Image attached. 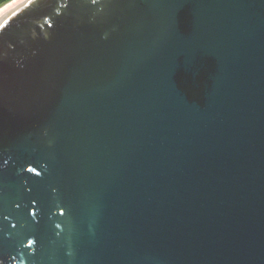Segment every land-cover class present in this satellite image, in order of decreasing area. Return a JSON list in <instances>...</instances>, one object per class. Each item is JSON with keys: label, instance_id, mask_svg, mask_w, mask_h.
Segmentation results:
<instances>
[{"label": "water", "instance_id": "water-1", "mask_svg": "<svg viewBox=\"0 0 264 264\" xmlns=\"http://www.w3.org/2000/svg\"><path fill=\"white\" fill-rule=\"evenodd\" d=\"M0 25L3 264H264V0H17Z\"/></svg>", "mask_w": 264, "mask_h": 264}, {"label": "snow or ice", "instance_id": "snow-or-ice-1", "mask_svg": "<svg viewBox=\"0 0 264 264\" xmlns=\"http://www.w3.org/2000/svg\"><path fill=\"white\" fill-rule=\"evenodd\" d=\"M33 2V0H29V3H32ZM97 2V0H92V3L93 4H95ZM65 8H67L68 7V4H67V2H65V4L63 5ZM3 28V25H0V29H2ZM29 171H34L33 169H29ZM33 215H35V213H33ZM13 227H15V225H13ZM58 227H59V225H58ZM32 246V241L31 240H29L28 241V247H31ZM13 259H14V257H13ZM0 264H3V259L2 258H0Z\"/></svg>", "mask_w": 264, "mask_h": 264}, {"label": "rangeland", "instance_id": "rangeland-1", "mask_svg": "<svg viewBox=\"0 0 264 264\" xmlns=\"http://www.w3.org/2000/svg\"><path fill=\"white\" fill-rule=\"evenodd\" d=\"M16 1H17V0H12V1H10L9 3H7L6 5L2 6V7L0 8V13H1V11H3V9H5L8 5H11V4L15 3Z\"/></svg>", "mask_w": 264, "mask_h": 264}, {"label": "trees", "instance_id": "trees-1", "mask_svg": "<svg viewBox=\"0 0 264 264\" xmlns=\"http://www.w3.org/2000/svg\"><path fill=\"white\" fill-rule=\"evenodd\" d=\"M12 0H0V8L4 5H6L7 3H9Z\"/></svg>", "mask_w": 264, "mask_h": 264}]
</instances>
